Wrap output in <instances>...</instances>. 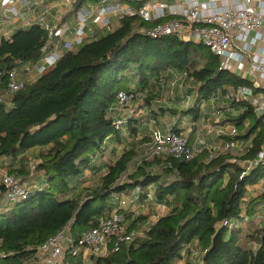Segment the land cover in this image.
<instances>
[{"label":"trees","instance_id":"obj_1","mask_svg":"<svg viewBox=\"0 0 264 264\" xmlns=\"http://www.w3.org/2000/svg\"><path fill=\"white\" fill-rule=\"evenodd\" d=\"M86 2L97 0H77L75 8ZM120 23L114 31H102L66 52L55 66L10 96V106L0 102V158L9 160V173L37 178V183L29 182L33 188L28 196L13 203L6 201L0 182V264H32L39 246L50 237L69 227L77 239L115 207L127 228L137 230L149 215L128 214L115 203L120 195L166 204L168 211L143 225V237L116 252L92 255L95 264H177L185 251L188 258L199 254L198 264H264V221L254 222L255 216H264V182L256 196L245 200L250 188L264 181V167L244 174L240 162L229 161L237 156L231 151L209 158L204 150L184 160L145 159L143 149L140 155L127 149L108 164L96 185L82 186L85 170L93 169L110 139L121 141L127 130L142 146L150 140L148 122L138 127L143 117L129 120L124 131L114 125L115 96L130 90L134 79L137 89L150 91L144 98L147 107L156 99L162 110L178 115L167 105L180 98H164L171 89L168 71L186 74L196 100L184 112L194 117L199 115V101L228 87L235 91L250 85L233 72L220 71L219 58L200 43L146 37L135 31L143 24L137 16H123ZM46 41L47 33L37 25L17 31L12 40H1L0 94L7 73L18 62H37ZM232 104L240 111L243 107L237 116L227 115L240 131L247 128L250 135L259 128L251 150L242 156L251 159L264 142V116H257L248 102ZM158 116L154 118L165 129ZM31 149H38L32 170L25 157ZM20 156L21 165L13 167ZM226 220L232 224L225 225ZM60 264L87 263L82 255L67 251Z\"/></svg>","mask_w":264,"mask_h":264},{"label":"built area","instance_id":"obj_2","mask_svg":"<svg viewBox=\"0 0 264 264\" xmlns=\"http://www.w3.org/2000/svg\"><path fill=\"white\" fill-rule=\"evenodd\" d=\"M58 1L61 10L55 15L52 11L58 6H54L52 0H0L2 39L12 40L15 18L22 20L24 28L37 25L47 33L40 59L35 63L18 62L7 73L6 88L0 95V102L10 106V96L27 82L37 79L47 68L55 66L66 52L74 50L86 39L95 38L102 31H114L120 26L123 16H137L143 24L135 29L136 32L153 39L175 37L184 42L200 43L219 58L220 71L233 72L248 80L250 85L239 86L235 91L228 87L224 92L218 91L197 103L199 117L192 119L191 126H199L207 134L221 138L217 145L210 144L201 134L194 143H190L186 131L163 129L158 125L144 104V98L150 92L147 88L117 92L111 107L116 129L124 131L129 120L149 117L150 140L144 142L141 154L145 159L171 156L191 160L204 150H207L209 158H213L231 151L240 158L236 156L229 161L240 162L244 174L255 167H264V142L256 156L242 159L251 150L252 142L236 138L238 128L235 124H213L207 117L208 107H215L220 102L244 101L255 108L258 116H264V0H97L77 8V0ZM70 14L74 20H64ZM168 73L171 75L168 83L171 89L167 91L166 99L176 101L180 98L187 107L193 106L195 93L193 87L188 90L186 74L175 70ZM175 88L181 93H177ZM1 181L5 199L10 203L25 199L33 188L9 172L2 174ZM148 196L152 198L151 193ZM132 202V198H115L119 207ZM156 206L159 210L168 209L166 204L158 203ZM224 224L231 225L232 222L226 220ZM68 233L69 227L64 228L39 246L40 264H60L67 251L87 258V264H95L90 260L92 255L101 256L109 250L116 252L122 244L145 235L142 229L129 230L117 207L100 216L97 225L82 232L77 239Z\"/></svg>","mask_w":264,"mask_h":264},{"label":"crops","instance_id":"obj_3","mask_svg":"<svg viewBox=\"0 0 264 264\" xmlns=\"http://www.w3.org/2000/svg\"><path fill=\"white\" fill-rule=\"evenodd\" d=\"M52 3L54 4V6H58V7H55L53 9L52 13L55 15L59 14V10H61V7L59 6L60 5L59 1L58 0H52ZM72 16H73L72 14L65 16L64 20H66V19L74 20V18ZM12 29H13V35L17 31L24 29L22 20L15 18ZM1 40H2V34L0 32V42H1ZM133 88H135V89L138 88L136 83L130 87V89H133ZM194 88H195V86H194ZM177 92L181 93L179 90H177ZM178 102H181V103H178ZM178 102L177 103L176 102H170L169 105H167V107L169 106V107H172L173 109L176 108L178 110V113H177L178 115H175V114H172L171 112H169L167 110H162L161 109L162 106H160L157 103L156 99H154L153 103L151 105H149V106H151L150 107L151 108V110H150L151 115H153V116L155 115L156 117H157V115H159L158 119L163 123L165 129H177L179 131H186L187 134L190 136L191 143L195 142V139L199 134H201V137L203 139H205L206 141H208L212 145L213 144L217 145L221 142V138H219L215 134H211V135L207 134L205 131H202L199 126L192 127L191 126L192 119L197 120L199 115L197 117H194L191 113V116L189 118H184V114L188 113V112L187 113L184 112V110H187L188 108H191V107H187L186 104L183 103L182 100L181 101L178 100ZM183 104H185L184 108H182L184 106ZM242 111H243V107L240 111V109L238 107L236 108L230 102H220L215 107H208V113H207L208 122L213 123V124L215 122H221L224 124H228V123L235 124L233 121H230L228 119L227 115L237 116ZM168 115L169 116L172 115L171 120L166 122L167 119H169ZM146 119H147V117L144 118L143 123L141 122L140 124H138V127H140L142 124L145 125V123L147 122V121H145ZM248 123H249L248 121H246L244 123L245 127H248ZM258 129L259 128H257L250 135H248V133L246 132L247 128H245V131H242V130L240 131L238 128V133H237L236 137L240 140H243L244 142L250 141L253 143L254 139L258 135V133H257ZM125 135H126V133L122 134V137H121L122 140L121 141L114 139V138L109 140V142L107 143V145L104 148V152H102V155L99 156L97 162L95 163V165H93V169L85 170L84 176L82 179V186H84V187L92 186V185H96L98 183L97 180L92 181L90 179L93 177L95 178L97 176L99 179V177L102 174L106 173L107 168H108V164L115 162L118 159V157L123 153V149L120 152V149H121L120 146H121V144H123V142H125V140H127V137H125ZM136 139H137V137H136ZM34 150H36L38 152V149H31L30 151H34ZM2 159H7V158H5V157L0 158V160H2ZM42 181H43V179H42ZM262 188H263V185H261V187H259V188H254V187L250 188L249 195L245 198V200L248 202V200L251 199L252 197L256 196L262 190ZM117 197L118 198H129V199L131 198L127 195H120V196H116L115 198H117ZM115 198H114V200H115ZM156 205L157 204H154V203H148V201L142 203L141 201H135L134 200L130 204H127L125 206H120V208L124 209V211H126L128 214H131V216H133L134 214H139V213L143 214V215H149V219L147 221L152 223V221H154V222L157 221V219L160 216L165 215L168 211V209L166 211L159 210V209H157ZM262 208L264 211V206ZM156 210H158L159 213H157ZM137 212H139V213H137ZM127 221L129 222V221H131V219L128 217ZM147 221H146V223H148ZM262 221H264V216L263 217L255 216L254 222L260 223ZM146 223L145 224L144 223L139 224L137 230H140V229L143 230L144 229L143 225H144V227H146ZM68 234L71 235L70 232ZM185 253H186V251H185ZM88 254H89V252H88ZM183 257H184L183 259H185V260L188 259L187 255L183 256ZM87 261L88 260L86 258L85 262L87 263ZM38 263H39V260L37 257V259L32 264H38ZM179 263H181L180 260L177 262V264H179Z\"/></svg>","mask_w":264,"mask_h":264},{"label":"rangeland","instance_id":"obj_4","mask_svg":"<svg viewBox=\"0 0 264 264\" xmlns=\"http://www.w3.org/2000/svg\"><path fill=\"white\" fill-rule=\"evenodd\" d=\"M135 80V79H134ZM132 81L131 82V84H130V86H133L134 84H135V81ZM188 90L190 89L191 90V87H194L193 86V84L192 83H189L188 82ZM192 90H193V88H192ZM3 94V93H2ZM1 95V94H0ZM164 98H167V93L164 95ZM180 101H181V99H179ZM177 103V102H176ZM178 103H181V102H178ZM183 103H185V102H183ZM184 106L182 107V108H184L185 107V104H183ZM172 116V115H171ZM171 116H169L168 115V118L169 119H167V121L166 122H168V121H170L171 120ZM191 116V114L188 112L187 114H184V118H189ZM254 119V118H253ZM254 123V120H251V124H253ZM242 131H245V130H242ZM125 133H126V135H125V137H127V140H125V142H123V144H121V149H120V152H121V150L123 149V152L124 151H126L127 149H134L135 151H136V153L138 154V155H140L141 153H142V149H143V146H142V143H141V139H134L133 137H131V135L127 132V130L125 131ZM1 135H3V133H0ZM133 138V139H132ZM36 155H38V152L36 151V150H34V151H29L26 155H25V157L28 159V165H30V169L31 168H33L32 166H33V164H34V162L37 160V157H36ZM120 155V154H119ZM21 158V156L18 158V159H16L14 162H13V167H15V168H18L20 165H21V161L20 160H22V159H20ZM23 158V157H22ZM9 160L8 159H2V160H0V182H1V177H2V174L4 173V172H9V168H8V166H9ZM134 167V166H133ZM32 170V169H31ZM20 177V179H22L23 181H26V182H32V180L33 181H35L34 182V184L35 183H37L36 181H37V178L36 177H31V178H24V176H22V175H20L19 176ZM90 180H92V181H94V180H97L98 181V176L97 177H93V178H91ZM263 182L264 181H262V182H260L259 184H257V185H255L254 186V188H259V187H261V185H263ZM90 183V182H89ZM157 211V213H159V211L158 210H156ZM258 219V218H257ZM259 220V219H258ZM251 246L253 247V248H255L256 246H257V244H251ZM187 255V251H186V253H184V256H186ZM199 254L198 255H195V256H191L190 258H188V259H181L180 260V262L181 263H179V264H188L189 262L191 263V264H198L199 263ZM39 264V263H38Z\"/></svg>","mask_w":264,"mask_h":264}]
</instances>
